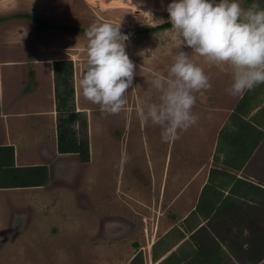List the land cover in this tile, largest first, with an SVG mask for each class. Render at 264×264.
<instances>
[{"label": "rangeland", "instance_id": "374dc122", "mask_svg": "<svg viewBox=\"0 0 264 264\" xmlns=\"http://www.w3.org/2000/svg\"><path fill=\"white\" fill-rule=\"evenodd\" d=\"M172 2L173 0H0V60L20 59L21 51L16 49L25 45L29 48L26 56L30 59L37 52V56L49 60H72L74 71L78 70L80 77L84 74L87 60L85 34L49 30L38 35L33 22L17 17L20 14H30L52 25L86 29L93 23L120 25L121 32L129 36L126 52L136 65L133 86L126 93L128 104L119 114L102 112L99 105L87 101L80 93L81 97L75 102V106L77 108L79 102V107L87 110V116L74 128L80 149L89 150L90 160L84 162L79 153L71 150L61 153L58 148L56 159H49L47 166H42L41 187L47 194L39 196L37 201L34 197L32 203H25H29V206H56L57 212L54 211L53 221L45 220L46 212L44 216H38L37 220L35 218L29 232L31 239H25V236L30 237L29 233L22 235V225L20 228L16 225L17 221L23 222V206L26 205L19 198L21 192L13 193L16 204L11 199V208L5 204L11 217L8 224L0 226V264H44L43 261L73 264V260L65 257L57 260L56 256L68 253L66 239L68 233L75 230L77 219L78 225L90 219L92 229L98 233L94 243H87L95 247L96 257L103 258V262L98 260V264H120L123 259L137 254L138 260L143 258L144 264H154L153 245L173 228L179 229L182 219L196 207L185 206V203L183 205V197L167 195V190L169 194L174 189L165 187V181L168 172H174L177 176L187 172L193 176L194 170L202 165L195 154L196 143L201 136H197L198 129L192 126L187 131L180 132L179 139L163 142L161 128L150 122L142 123L136 114L139 107L149 102L145 93L152 89L150 80L154 74L159 72L167 76L173 57L179 51V37L170 29L143 35L126 33V30L140 31L147 26H160L162 24L157 21L161 19L165 21L163 24L167 23V6ZM239 3L248 8L252 0H239ZM5 40L13 42L16 49L7 46ZM180 50L187 52L194 63L201 64L200 56L192 54V49L182 46ZM202 64L210 77V72L214 70L213 64ZM21 75L22 73L16 75V72L5 71L6 86L12 82L17 84ZM78 79L79 76L76 82ZM74 87L78 97L80 91L75 78ZM194 95L197 100L198 93ZM213 101L212 99L209 106L210 99H206L205 106L213 107ZM150 102H158L155 89H152ZM192 111L199 117L196 124L203 123L206 119L207 126H202L201 140H204L205 133L208 137L207 156L210 160L213 146L210 144L211 134L216 130L218 117L214 118L210 110ZM89 121L92 123L90 132ZM184 141L191 144L194 150L189 158H186V153H182V147L186 145ZM3 152L0 149V176L3 167L15 168L13 152L10 149ZM53 161L56 163L53 182L50 184L49 168ZM209 165L210 161L203 164L202 173L193 181V184L199 182L198 185L194 190H188V196H192V204L196 205L198 201L200 180L209 170ZM61 172H66L65 183L57 181ZM158 173L160 177L157 178ZM248 173L260 175V172L253 169L248 170ZM181 184H187V180ZM245 192L244 200H240L244 205L233 206L214 214L208 222H202L194 237L179 242L174 249L181 253L222 247L230 258V264H264V206L249 205L248 191ZM116 218H121L122 222L130 226L128 235L116 241L99 240L105 222L117 220ZM46 233L58 234L60 237L50 241L51 238ZM80 234L79 232V235L74 236V253L80 252L78 254H82L79 256L85 263L95 264L92 261L95 252L93 255L85 253L79 242ZM42 238L47 240L44 247L39 243ZM174 242L171 241L170 244ZM102 244L105 245L104 251ZM168 245L159 244L157 254L162 255Z\"/></svg>", "mask_w": 264, "mask_h": 264}, {"label": "crops", "instance_id": "0c3cea01", "mask_svg": "<svg viewBox=\"0 0 264 264\" xmlns=\"http://www.w3.org/2000/svg\"><path fill=\"white\" fill-rule=\"evenodd\" d=\"M5 42L7 46L16 49L13 42H8L7 40ZM16 50L21 51L20 59L0 60V149L2 152L8 149L13 152L15 169L47 166V160L56 159L55 155L58 153V118L55 99L54 62L68 60L41 58L37 56V52L30 59L26 56L29 48L25 45L18 46ZM199 60L201 64L198 66L202 67L203 62L207 64L203 57H200ZM213 66L214 70L210 72L212 87L197 92L198 99L192 109L194 111L201 110V112L210 110L214 118L218 117L216 130L212 131L211 134L210 144H213L211 157L209 160L207 156L208 137L205 133L204 140H201L203 133L202 126H207L205 119L203 123L193 125L194 129H198L197 136L201 135L198 138L199 142L196 143L195 154L199 157V162L202 165H199V169L194 170L193 173L195 174L193 176L192 174H187V172L181 176H177L174 172L172 174L168 172L167 181H165V187L174 189L169 194L167 190V195L171 194L174 198L183 197V205L185 203V206L196 207L182 219L179 229L173 228L153 245L155 249L153 256L154 264H162L171 256L185 260L193 253H178L174 248L179 242H185L190 237H194V234L197 233V230L202 226L204 221L208 222L214 216L213 214L210 218L205 219L199 214L196 217L193 215L197 210V206H200L203 197H213L215 198L214 206H223L224 209L217 213L230 209L233 206L244 205L245 203L240 202V200H244L245 191H248L247 203L249 205L264 206V84L245 91L243 95L232 96L226 91L231 86L233 79L231 68L226 65L220 67L213 64ZM21 67H23L22 71ZM202 68L207 73L205 66ZM5 71L10 73L16 72V75L22 73L21 80L17 84L12 82L7 87L4 81ZM78 76L80 78L78 70H76L75 83ZM157 95L159 94L157 93ZM75 97V102L79 101L78 99L81 97L80 92L77 97V90ZM206 99H210L209 106L212 99L214 100L213 105H211L213 107L209 108V106H205ZM241 102L242 106L239 107ZM27 103H30V105H27ZM78 103L77 111L87 116V110L81 109ZM229 121L232 122L230 125H228ZM88 125L90 132L92 128L91 121L88 122ZM223 131L224 134L221 137V132ZM184 144L186 145L182 147V153H186V158H189V155L194 151L193 147L186 141H184ZM173 151L175 152V148H173ZM209 161V170L205 173L203 179L200 180L198 201L196 205L192 204V196H188V190L191 189L192 191L196 188L199 182L193 184V181L197 175L202 173L203 164L206 165ZM172 162L175 163V160ZM55 163L56 161H53V164H50L49 168L51 176L50 184L53 182ZM10 167H3L2 172L6 168L10 170ZM250 169L260 172V175L248 173ZM65 174L66 172H61L57 181L65 183ZM156 176L157 178L160 177V173L156 174ZM186 180L187 184L182 185L181 182ZM15 192H21L19 198L24 200V204L26 205L23 206L22 235L25 236L31 232V225L35 218L37 220L38 216H44L45 212L47 213V216L45 215L46 221H53L55 219L56 206H29L34 197L37 201L40 198L39 196L47 194V191L41 186L0 188V226L9 222L11 216L8 214L7 206L9 208L12 206L9 205L10 199L16 204L13 201L16 198L13 194ZM26 201L29 203H25ZM116 219L105 222L103 231H101L102 234L99 235L101 237L99 240L107 242L116 241L128 235L130 226L122 222L121 218ZM190 219H192V223L193 221L196 222V227L189 233L185 228H190L192 225V223L188 222ZM76 221L77 226L75 230H71L68 233V239H66L68 253L64 252V255H57V260L65 257L66 259L73 260V264H91L84 262L81 257L82 254H78L80 252L74 253V242L76 241L74 240V236L79 235L80 232L79 242L84 248L85 253H92L93 255L95 252V255L92 256V261L98 264V260L102 261L103 258L96 257L95 247L87 244L94 243L98 233L96 234V231L92 229L93 225L91 226L90 219L86 220L87 224L85 222L82 225H78V219ZM181 232L185 235L184 237L179 235ZM29 236H25V239H31V233H29ZM46 236L51 238L50 241L60 237L58 234L49 235L48 233H46ZM46 241L45 238L40 239L39 243L41 247L45 246ZM171 241L175 242L171 245ZM159 244H169L162 255L156 252ZM137 257H139L138 254L129 258L127 257L120 264H141V260L142 264H144L143 258L136 261ZM43 262L44 264H51L48 261ZM62 263L64 262H56L55 264Z\"/></svg>", "mask_w": 264, "mask_h": 264}, {"label": "clouds", "instance_id": "9594fccd", "mask_svg": "<svg viewBox=\"0 0 264 264\" xmlns=\"http://www.w3.org/2000/svg\"><path fill=\"white\" fill-rule=\"evenodd\" d=\"M167 12L170 31L180 40L179 51L167 76L157 72L150 80L152 89L159 94L158 102H150L152 89H149L145 93L149 102L136 113L142 123L150 122L161 128L163 142L179 139L180 132L197 123L199 117L192 111L196 102L194 93L212 87L210 77L187 52L180 50L182 46L192 49V54L203 57L209 64L231 68L233 79L226 91L232 96L243 95L264 84L261 0H252L248 8L242 7L239 0L218 3L216 0H173ZM85 37V71L76 86L102 112L119 114L128 104L126 93L136 75V65L126 52L129 36L121 32L120 25L93 23L85 29Z\"/></svg>", "mask_w": 264, "mask_h": 264}, {"label": "trees", "instance_id": "16d2710c", "mask_svg": "<svg viewBox=\"0 0 264 264\" xmlns=\"http://www.w3.org/2000/svg\"><path fill=\"white\" fill-rule=\"evenodd\" d=\"M262 7H264V0H261ZM19 18H25L33 22L37 34L49 30L53 31H69L73 33L85 34L86 28H78L67 25H52L44 22L37 17L30 14H20L17 15ZM171 28L170 23H165L156 27H144L140 31L136 30H126L128 34H149L157 33L159 31H164ZM74 64L73 61H58L54 63V75H55V99H56V111L58 120V148L61 153H68L75 151L79 153V156L84 162L90 160L89 150L86 148L80 149V144L78 143L75 125L81 123L85 114L78 112L75 106V87H74ZM242 106V102L239 107ZM232 121V120H231ZM232 122L229 121L230 125ZM87 125V123H85ZM224 131L221 132V137H223ZM78 144V145H77ZM42 167L33 168H23V169H4L1 171V181L0 188H22V187H36L42 186ZM210 198V199H209ZM215 198L213 197H203L200 206H197V210L193 215L196 217L198 214L205 219L210 218L213 214L222 211L223 206H214ZM205 205V206H203ZM195 219V218H194ZM192 223V219L188 220ZM196 227V222L193 221L190 228H185L187 232H192ZM185 231V232H186ZM181 237L185 235L181 232L179 233ZM138 261V257L135 259ZM142 264V260H141ZM162 264H230V258L227 256L226 252L218 247L216 249L195 251L189 255L185 260L178 259L175 256H171L166 259Z\"/></svg>", "mask_w": 264, "mask_h": 264}, {"label": "water", "instance_id": "95a60500", "mask_svg": "<svg viewBox=\"0 0 264 264\" xmlns=\"http://www.w3.org/2000/svg\"><path fill=\"white\" fill-rule=\"evenodd\" d=\"M16 225H17V227H19V226H21V225L23 226V223L20 222V221H17V222H16Z\"/></svg>", "mask_w": 264, "mask_h": 264}, {"label": "bare ground", "instance_id": "6f19581e", "mask_svg": "<svg viewBox=\"0 0 264 264\" xmlns=\"http://www.w3.org/2000/svg\"><path fill=\"white\" fill-rule=\"evenodd\" d=\"M146 3V2H145ZM140 5V4H139ZM146 9V8H145Z\"/></svg>", "mask_w": 264, "mask_h": 264}]
</instances>
